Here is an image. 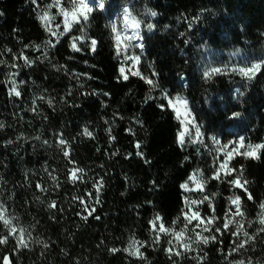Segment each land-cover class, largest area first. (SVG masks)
<instances>
[{"label":"trees","instance_id":"1","mask_svg":"<svg viewBox=\"0 0 264 264\" xmlns=\"http://www.w3.org/2000/svg\"><path fill=\"white\" fill-rule=\"evenodd\" d=\"M72 1L60 4L70 11ZM99 2L90 0L88 19L65 31L55 0H0V204L27 244L0 221V238L8 237L0 264H264V148L256 159L234 154L228 175L213 151L241 139L240 153L264 145V67L252 79L231 71L264 61V0H103L102 10ZM134 20L143 47L125 57L113 26ZM173 94L187 98L203 145L179 144L166 99ZM73 169L82 170L75 181ZM193 174L204 189L198 212L214 217L203 236L216 239L189 235L187 251L172 232L194 231L182 187ZM237 176L247 192L230 183ZM236 196L244 216L225 230ZM85 205L95 209L90 216ZM158 216L172 232L153 229ZM237 222L254 239L234 252V241L246 239L232 235ZM133 241L142 258L129 254Z\"/></svg>","mask_w":264,"mask_h":264},{"label":"snow or ice","instance_id":"2","mask_svg":"<svg viewBox=\"0 0 264 264\" xmlns=\"http://www.w3.org/2000/svg\"><path fill=\"white\" fill-rule=\"evenodd\" d=\"M32 2H33V4H35L36 0H32ZM73 2H74V6H73L71 11L65 10L60 4V0H55V4L53 5L54 7H60V9H61V13H62V15L64 17L65 31H68L69 28H70L69 17H72V20L75 21V22H79V19L81 17L83 18L84 21H86L88 19L87 13H90V12L93 11V8L90 7L89 4L85 2V0H79V3H75V0H73ZM97 7L99 9H101V10L104 8L103 0H100V2L98 3ZM151 15L155 16L156 13L152 12ZM129 16H130V13H128L127 9H125V20L126 21L128 20ZM40 19L47 26V24L50 21L49 14L47 12H44V14L42 16H40ZM133 27L135 29H139V27H140L139 22L134 20L133 21ZM152 27L153 26L151 24L148 25L149 29H151ZM49 31H51V30L49 29ZM113 31L115 32L116 29L113 28ZM51 34L52 35H56L55 32H52ZM134 38L135 39H140V37L138 35L137 36H126L125 37V39L128 40V41H131ZM117 41H118L117 47H118V51H119V41H120L119 35L117 36ZM96 43L97 42L95 40L91 41V50L92 51H95ZM139 47L142 48L143 45L141 44V45H139ZM73 48L76 51H80L79 48H76L75 42L73 43ZM135 59L138 60V57L135 58ZM24 60H25V63H30V61H28L27 57H24ZM262 67H264V61H261L259 63L251 64L250 66H247V67L233 68V69H231V71L236 72L237 74L241 75L242 77H245V78H248V79H252V78L255 77L256 73L261 70ZM121 72L123 73V69H121ZM212 72L213 73H219V72H221V69L215 68V69L212 70ZM211 74L212 73L205 72V76H210ZM124 78L127 79V76H125ZM141 78L142 79H146V82L148 84H150V85H153V83H154L152 79H147V78H144V77H141ZM13 85L14 86L11 89V92L14 95H16V96H20V92L16 90L15 82H13ZM168 103L177 112L178 116L180 115V112H179V108L176 107L177 105L183 106L185 108V110L187 108V101L183 100L181 98H177L175 101L169 100ZM161 107H163V106H161ZM188 116H190V113H187V111H186L185 119H187ZM239 116H240V113L236 112V113H233L232 117H230V118H237ZM188 122L191 123V120H188ZM0 127H2V125H0ZM186 131H187V128H185V130L182 131L179 134L178 142L181 145H183L184 142H185L184 137H185V132ZM84 134L87 135V136H91L92 135L87 129L84 130ZM199 135H200L199 134V130H197V136H199ZM213 139L215 141V138H213ZM59 142H60L61 145H66V141H64L63 139H61ZM243 146H244V142H243V139H241L238 142V147L233 148L231 151H226V159L220 164V171H223L225 175L231 174L232 172L236 171L235 169H228L227 168L228 160H230L232 158L233 154H242V155H244L246 157L256 159V158H259L258 157L259 149L264 148V145H256V146L249 145V146H247L246 150L243 153H240L239 152V148L243 147ZM137 148H139V144H137ZM138 154H140V153H138ZM64 155L68 156L69 152L65 151ZM140 155H142V154H140ZM80 171H82V170L73 169L71 171V173H70L71 179L74 180V181L79 179L78 172H80ZM213 178L219 179L220 178V172L218 171ZM190 180L193 183H195L198 188H200L202 190V188H203L202 182L197 179L196 174H193V176L190 177ZM230 183H232L234 186L243 188L244 191L247 192V189L244 188V184H247V181H244L243 184H242L240 176L235 177L232 181H230ZM37 187H40V186L38 185ZM102 187H103V182L99 181L97 183V185H96L97 192H99L100 188H102ZM182 187L185 190H190L188 188L187 184L182 185ZM41 191H43V188H41ZM204 199L207 200L208 198L204 197ZM248 199L249 200L252 199V196H251L250 193L248 194ZM97 202H99V201L97 200ZM201 202H203V201H201ZM81 203L83 204L84 201H81ZM191 203L195 204L197 202L196 201H192ZM231 204L234 205V208L230 207L228 209V211L226 212V219H225V223L223 225V228L225 230L228 229L229 225L233 222V220L235 219L236 216H240V217L244 216V213L241 211V207H240L241 200H240L239 196H236L235 198H232L231 199ZM48 206H49V208H55L56 204L53 201ZM261 208H264V204L261 205ZM85 211H87L88 216H90L92 214V212L95 211V209L94 208L93 209H88L87 206L85 205ZM213 211H214V209H213ZM5 213H6V210L4 209V206L2 204H0V221H2L3 224L6 227L9 228V234L10 235L16 236L17 233H19V235H18V244H19V246L27 247V244L25 243L24 230L23 229H17L16 227H14L12 225L11 219L7 218ZM88 216H84L83 218L87 219ZM184 216H185V219L188 220V223H191L193 220L198 221V223L195 225L196 228H201V226L204 225V227L202 228V231H210L211 230L208 226L213 223L214 217L213 218H201L198 212H191L190 214L189 213H184ZM228 217H231V219H229ZM96 219H99V217H96ZM158 221H160L159 224H157ZM152 223H153V229L157 230L159 233L172 232V230H170L168 228H165V226L162 223V220H161V218L159 216ZM259 223L261 225H264V214H262ZM185 228H187V225H185ZM216 231L220 232V229L217 228ZM259 231L260 232H264V227H261ZM172 234L175 236L178 244H180L182 248H184L187 251H192L193 250L192 249L193 241L191 240L190 237L187 240L184 239V237H185L184 231L172 232ZM241 234L246 239H242V240L238 239L237 241H234V243L236 244V247L233 249L234 252L235 251H239L240 249L244 248L249 243V241L254 239V237L250 236L247 231H243V225L241 223L237 222L236 229L232 233V235L235 236V237H240ZM210 239L211 240H215L216 237L215 236H212V237L202 236L200 232H197L196 233V241L195 242H197V243L202 242L203 244H207V243H209ZM7 242H8V237L0 238V244H5ZM136 245H137V242L133 241L132 244L129 246V254L130 255L141 256V258H142V254L139 252V248L136 247ZM45 247H47V245H45ZM112 251L116 252V251H119V250L118 249H112ZM168 251L172 252V249H169ZM181 254L182 253L179 252V251L175 253V255H181ZM230 254L231 253H229V255ZM3 264H10V260H9L8 257H4L3 258ZM240 264H244V262L241 261Z\"/></svg>","mask_w":264,"mask_h":264},{"label":"rangeland","instance_id":"3","mask_svg":"<svg viewBox=\"0 0 264 264\" xmlns=\"http://www.w3.org/2000/svg\"><path fill=\"white\" fill-rule=\"evenodd\" d=\"M85 2L88 3L90 7H92L90 0H85ZM75 3H79V0H75ZM73 6H74V2L72 1V8H73ZM72 8H71V10H72ZM87 15L89 17V13H87ZM69 21H70V23H79V22H82L84 20L81 17L79 19V22H75L72 20V17H69ZM113 27L116 29L117 36L119 35V37H120L119 47H120V51H122L125 54V57L129 52L130 53L132 52L131 54L135 53L136 49L139 47V44L137 43L138 39L134 38L131 41H128L125 39L126 36H137V34H136L137 32H136L135 28L131 25V23H128L127 25L122 26L119 23L115 22ZM132 57L135 60L136 56H132ZM134 60H133V69L136 70L137 69V63L134 62ZM177 98H181V99L187 101L186 110L183 106H180V105L176 106L177 108H179V112H180L179 116L177 115V112L173 109V107L169 105V107L171 108V110L175 114L177 121L180 124L179 134L182 131H184L185 128H187V131L185 132V137H184V139H185L184 144H186L187 142L190 141V142H193L194 144L203 145L205 142L203 133H202L200 127L198 126V124L195 122V119H194L193 114L191 112L190 105H189L187 98L182 94H173L171 96L166 97L167 102H169V100L175 101ZM186 111H187V113H190V116H188L187 119H185ZM188 120H191V123H189ZM197 130H199V134H200L199 136H197ZM179 134H178V137H179ZM233 148H235V147L229 148V147L219 146V144L214 145L213 151L217 152V154H218L217 157L220 160L219 168H220V164L226 159V151H231ZM230 160H228V162ZM197 179L199 181H201L200 178L197 177ZM186 184L188 185V188L190 190H185L183 188V190L185 192L184 213L190 214L191 212H198V207L200 206V204H199L200 202H198V200H197V193L203 192L204 189L202 188V190H201L200 188H198L197 185L195 183H193L190 179L188 180V182ZM192 201H196L197 203L192 204L191 203ZM200 217H201V215H200ZM187 222H188V220H187ZM197 223H198V221H196V220H193L191 223H188V225H190V227L193 228L194 231L189 232V229H188V232L184 237L185 240H187L189 238V235L190 236L194 235V234L196 235L197 232H200L202 236L204 235V233H206V231H202V228L204 227V225H202L201 228L195 227V225ZM208 227L210 228V225Z\"/></svg>","mask_w":264,"mask_h":264}]
</instances>
